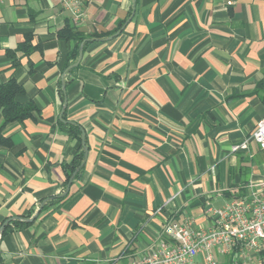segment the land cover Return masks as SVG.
Instances as JSON below:
<instances>
[{
	"label": "crops",
	"instance_id": "crops-1",
	"mask_svg": "<svg viewBox=\"0 0 264 264\" xmlns=\"http://www.w3.org/2000/svg\"><path fill=\"white\" fill-rule=\"evenodd\" d=\"M81 2L73 24L56 0H0V84L13 76L38 108L0 113V264H126L166 221L207 226V204L264 179V149L232 150L264 116V0ZM66 23L88 42L64 73ZM28 33L37 48L12 68ZM64 124L84 150L69 185L79 143Z\"/></svg>",
	"mask_w": 264,
	"mask_h": 264
},
{
	"label": "built area",
	"instance_id": "built-area-1",
	"mask_svg": "<svg viewBox=\"0 0 264 264\" xmlns=\"http://www.w3.org/2000/svg\"><path fill=\"white\" fill-rule=\"evenodd\" d=\"M77 24L84 18L81 0H56ZM264 149V116L254 130L232 150L246 149L249 141ZM207 226H195L189 217L166 221L160 240L126 264H191L201 255L204 264H218L219 255L228 264H264V179L246 185L243 194L226 200L220 207L206 206ZM104 264H120L118 259Z\"/></svg>",
	"mask_w": 264,
	"mask_h": 264
},
{
	"label": "trees",
	"instance_id": "trees-1",
	"mask_svg": "<svg viewBox=\"0 0 264 264\" xmlns=\"http://www.w3.org/2000/svg\"><path fill=\"white\" fill-rule=\"evenodd\" d=\"M58 35L60 37H64L68 40L73 41V47L70 50L69 57L72 62H74L77 59L80 46L84 48L85 44L88 42L87 36L78 31L75 25H70V23H66V25H64L59 30ZM32 36V33L26 34L24 40L20 42L15 49H9L7 51V55L10 59V65L12 68H16L19 65V57L16 55L17 52H20L21 56H27L37 48V46H35L36 44L33 45L31 43ZM58 90L61 92L60 86L58 87ZM23 93V86L13 76L0 84V113L3 117V124L14 121L23 122L25 119L34 117V114L38 110L35 102L32 99H28L24 102H19L17 99V97ZM261 99L264 102V93L261 96ZM64 126H66V130H68L69 133L73 137H75L79 143L71 164L64 168L66 173L65 180L67 182L73 172H75L76 176L81 170L82 162L84 159V150L81 145V127L78 124H64ZM0 142L5 141L0 137ZM65 197L66 195H62L56 199H53L52 202L59 201Z\"/></svg>",
	"mask_w": 264,
	"mask_h": 264
},
{
	"label": "water",
	"instance_id": "water-1",
	"mask_svg": "<svg viewBox=\"0 0 264 264\" xmlns=\"http://www.w3.org/2000/svg\"><path fill=\"white\" fill-rule=\"evenodd\" d=\"M81 57H82V46H80V48H79L77 60H76L74 63L70 64V65L64 70V73H65L68 69H70V68L76 66V65L79 63ZM71 180H72V177H70V179H69V181H68V185L70 184Z\"/></svg>",
	"mask_w": 264,
	"mask_h": 264
}]
</instances>
